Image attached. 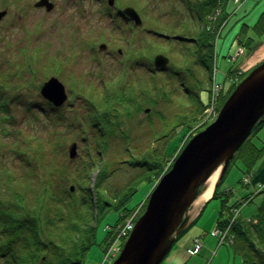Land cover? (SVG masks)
I'll use <instances>...</instances> for the list:
<instances>
[{"label": "rangeland", "instance_id": "rangeland-1", "mask_svg": "<svg viewBox=\"0 0 264 264\" xmlns=\"http://www.w3.org/2000/svg\"><path fill=\"white\" fill-rule=\"evenodd\" d=\"M35 1L0 0V10H6V15L0 21V118H8L4 124H0V140L5 143L0 153L5 152L6 158L12 159V166L25 165L27 169H31L32 166L27 160H22L26 157L15 158L13 147L18 144L24 154L34 161V152L23 143L24 136H33L34 141L43 142L41 148L44 161L62 162L68 169L73 170L83 162L86 149H90L86 139L80 136L87 131V126L91 132L88 125L91 106L88 101L97 102L100 98L102 100L101 94L111 90L108 83L117 79L119 72L123 71L122 68L127 75H132L134 71L130 63L136 55L141 59L136 66V73L140 74L138 78L143 80L144 75L149 78L152 74L150 70L154 55L150 60L145 59L144 55L146 38L150 36L145 32L140 33L138 28L117 15L116 8L132 6L142 19H147L148 13L155 18L160 17L162 21H171L175 26L179 20L177 17L162 15L160 12L161 9L166 10L169 7L178 8L179 3L176 0H114L113 6L109 7L106 0H49L54 7L46 12L43 8H34ZM239 1L242 3L236 5L233 0H227L224 6L228 17L226 23L219 28V35L214 41L213 69L210 73L206 70L202 72L200 87L186 75L185 70L191 69L187 67L189 63L182 67L175 66L178 65L177 61L180 63V54L159 52L173 58L174 63L169 69L156 73V76L164 79L167 75L170 78L164 82L160 92L156 91L150 96L154 103L139 99L140 109L137 112L122 115L124 118L118 129H115V139L108 141L105 147L94 143L92 148L101 152L99 163L109 173L103 185L106 192L116 190L135 178L141 169L131 164L146 154H168L169 157L166 156L163 161L167 160L170 164L184 142L200 126L215 118L216 111L209 116H200L196 123L190 124L191 129H183L184 124L187 125V122L197 116V104L208 103L209 86L219 83L224 93L218 91V96L221 93L225 95L233 86L227 76L229 70L234 72L238 69L243 73L264 60V34L259 37L260 40L252 34L250 28L246 34H239L242 23L248 26L254 24L264 10V0ZM219 14L220 10H217L213 17ZM187 18L190 20L189 15ZM161 25L159 23L156 27L149 28L159 30L163 28ZM147 29L146 27L145 30ZM247 38L255 40L252 44L254 48L257 43L255 49L244 46ZM168 42L173 43L171 40ZM100 43L106 45L104 51L97 49ZM160 46L166 47L162 42ZM196 71L200 75L199 70ZM50 76H55L63 84L67 94L66 101L58 108L51 107L39 94V85ZM124 80L127 81L126 78ZM181 85H184L187 92H183ZM157 87L159 88L158 85ZM163 92L168 94V100L162 97ZM90 93H93L92 97L88 95ZM160 114L164 119L160 118ZM182 117H186V123H180ZM92 129L96 132L98 128ZM250 139L256 148H262L264 126L252 134ZM9 143H12V153L8 149ZM72 143H76L77 154L71 159L68 157V148ZM261 158L256 166L262 164L264 157ZM244 165L241 159L234 158L218 187L219 193L226 189L231 190L229 204L240 201L245 196L252 197L256 193L257 185L264 187V166L258 167L253 177L246 175L249 180L247 186L240 183L239 180H243L241 172L245 170ZM97 166L92 168L86 179L89 188L94 182ZM156 181L157 178L141 181L126 207L131 209L140 206L138 213H141ZM60 182L64 188L73 185L72 192L77 190L69 177ZM79 187L83 188V184ZM262 198L260 194L249 203L241 205L239 217L251 219ZM220 201L221 199H213L206 202L196 222L177 240L160 264H242L240 240L236 239L234 246H219L215 237L210 235L215 227ZM118 217L120 216L117 212L111 211L97 224L96 244L86 252L82 264H108L112 260L110 258L108 262H104L103 249L108 241L104 255L110 248L120 247L122 238L118 239L116 235L110 239L106 235L108 228L115 231L120 229L123 220L116 223ZM225 236H230L228 231ZM195 238L200 239L201 249L197 254L188 256L186 250L192 246Z\"/></svg>", "mask_w": 264, "mask_h": 264}, {"label": "trees", "instance_id": "trees-1", "mask_svg": "<svg viewBox=\"0 0 264 264\" xmlns=\"http://www.w3.org/2000/svg\"><path fill=\"white\" fill-rule=\"evenodd\" d=\"M176 1L179 3L178 8L170 9L169 6L171 5H168L169 9H161L160 14H169L171 17H177L178 19L182 17V20L176 22L177 25L174 26L171 21H162L160 17L155 18L151 14L148 15V13L147 19H143L144 25L149 29L145 30V33L150 36L146 38L144 45L145 59L150 60L156 53L164 51L180 54V63L177 61L176 64L178 65L175 66L182 67L189 63L187 67H191V69L187 68L185 70L186 75L197 83V87H200L202 72L206 70L209 73L211 70L217 31L227 18L224 8L227 0ZM167 4H169L168 1ZM217 10H220V14L213 17ZM188 15L190 20L187 18L186 24L184 17ZM159 23L163 25H161L162 29L149 28L150 26L156 27V24ZM191 24L193 28L190 29ZM249 28L257 38L264 34V10L259 14L253 25L248 26L242 23L239 27V34H246ZM178 35H181L182 38H178ZM169 40L173 43H169ZM160 42L164 43L166 47L160 46ZM254 42L253 38H247L244 46L253 48L252 44ZM140 62L141 59H138V55L134 56L130 63L134 71L132 75H127L122 68L123 71L119 72L117 79L108 83L111 90L101 94V97L103 95L102 100L100 98L97 102L88 101L91 106L88 122L91 132L87 126V131L80 136L86 139L87 146L90 149H86V157H83V162L75 169H68L62 162L44 161L41 148L43 142L41 140H35V142L33 136H24L23 143L29 150L34 152V161L24 154L18 144L13 147L16 154L15 158L26 157L22 160H27L32 166L31 169H27L25 165L12 166V159L6 158L5 152L0 153V264H82L86 252L96 244L95 231L102 218L109 212L115 211L120 216L117 218L116 223L123 220L130 210L126 207V203L137 191L140 182L159 178L170 169L173 161L191 136L184 142L170 164L167 163V160L163 161L166 156L169 157L168 154H146L140 160L131 164V166H138L141 169V172L135 178L109 193L103 189L109 173L99 163L101 161L100 150L92 148V146L95 143L105 147L108 141L115 139V129L120 126V122L124 118L122 115H131V112H137L140 109L139 99L154 103L150 96H153L156 91L160 92L164 82H167L170 78V75H167L164 79V77L152 73L149 78L144 75L145 78L141 82L138 78V72L136 73V66ZM172 63H174V59L169 57V66L166 69H169ZM196 70H199L200 75L195 73ZM248 73L240 72L238 82L233 84L225 95L220 94L217 110L239 81ZM231 74L233 72L229 70L228 76ZM158 78H160V81ZM181 86L183 92H185L184 85ZM88 95L92 97L93 93ZM161 95L168 100V94L163 92ZM204 108L203 103L197 104L195 109L197 116L187 122V125L184 124L183 129H191L190 124L192 122L196 123L200 119ZM160 116L161 119H164L161 114ZM7 119L2 116L0 124H4ZM185 121H187L186 117L180 119L182 124L186 123ZM207 124L200 126L194 133L203 129ZM263 126L264 122L255 126L251 135ZM95 127L98 129L93 132L92 128ZM250 136L240 146L233 159H241L245 163V170L241 172L243 176L251 175L253 177L258 167L264 166V160L262 164L256 166L260 157H264V146L256 148L251 143ZM4 145L5 143L0 140V149ZM8 149L12 153V143H9ZM40 161L43 163L39 164ZM95 165H98V168L96 167L97 171L92 187L89 188L86 179ZM68 177L72 179L77 190L72 192L70 186L64 188L61 185L60 181ZM239 181L240 183L243 182L242 180ZM82 184L83 188L79 187ZM244 185L247 186V184ZM260 194L263 196L262 201L256 214L252 217L255 219V223L247 222L239 216H236L229 223L233 217V208L240 205V202L229 204L231 199L230 190L219 193L217 186L211 197V199H221L216 226L222 228L229 224L230 231L234 236L233 246L236 239L241 241L239 252L242 264H264V187L259 188L253 196L251 195L249 202ZM248 198L249 196L244 197V199ZM200 214L201 211L178 239L193 226Z\"/></svg>", "mask_w": 264, "mask_h": 264}, {"label": "water", "instance_id": "water-1", "mask_svg": "<svg viewBox=\"0 0 264 264\" xmlns=\"http://www.w3.org/2000/svg\"><path fill=\"white\" fill-rule=\"evenodd\" d=\"M106 3L113 6L114 0H107ZM33 6L44 8L47 12L53 8L48 0H38ZM5 13L6 10L0 11V20ZM120 15L132 20L136 26L142 23L131 6L123 7ZM105 48L104 43L98 45L99 51ZM152 64L162 68L168 64V58L156 54ZM39 94L55 108L67 99L63 84L54 76L41 83ZM263 122L264 61L237 84L223 102L214 121L189 139L170 169L162 175L148 197L144 212L136 220L112 264H160L207 201L199 207L193 206L207 190L209 177L218 170L214 192L240 146L255 126ZM76 147V143L69 146V158L76 156Z\"/></svg>", "mask_w": 264, "mask_h": 264}, {"label": "built area", "instance_id": "built-area-1", "mask_svg": "<svg viewBox=\"0 0 264 264\" xmlns=\"http://www.w3.org/2000/svg\"><path fill=\"white\" fill-rule=\"evenodd\" d=\"M234 2L237 3L238 0H234ZM219 90H220V85L214 84L212 86L211 101H210V105L205 110V115L209 116L214 112V100H215L216 95H217ZM137 212H138V209L132 213V215L126 220L124 225L120 228L118 235H117L118 239L119 238H125L129 234V232L131 231V229L133 227L134 218L136 217ZM227 229H225L224 231H222L220 229H215L212 233L214 236H216L219 239V242H223L226 239L225 233H226ZM199 249H200V244L197 242V240H195L193 248L187 250V252H188V254H194ZM118 250H119V248H110L107 251V253L104 255V258H103L104 262H108L110 260V258H113L117 254Z\"/></svg>", "mask_w": 264, "mask_h": 264}, {"label": "bare ground", "instance_id": "bare-ground-1", "mask_svg": "<svg viewBox=\"0 0 264 264\" xmlns=\"http://www.w3.org/2000/svg\"><path fill=\"white\" fill-rule=\"evenodd\" d=\"M218 175H219V172L217 170L209 177V179L206 182V185L208 186L207 190L204 191L197 198V200L193 204L194 207H199V205H201L203 202H205L206 200H208L211 197L212 192H213V188H214V184L216 183V181L218 179Z\"/></svg>", "mask_w": 264, "mask_h": 264}, {"label": "flooded vegetation", "instance_id": "flooded-vegetation-1", "mask_svg": "<svg viewBox=\"0 0 264 264\" xmlns=\"http://www.w3.org/2000/svg\"><path fill=\"white\" fill-rule=\"evenodd\" d=\"M116 13L118 14V10L116 11ZM184 19H185V23L187 24V16L186 17H184ZM127 20V19H126ZM179 20H182V17H180V19ZM128 21V20H127ZM131 25H132V22L131 21H128ZM189 26V25H188ZM141 28V27H140ZM141 32H144V30H143V28H141L140 29V33ZM178 38H182V36L181 35H178Z\"/></svg>", "mask_w": 264, "mask_h": 264}]
</instances>
